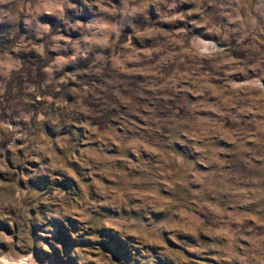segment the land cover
<instances>
[{"label": "rangeland", "instance_id": "1", "mask_svg": "<svg viewBox=\"0 0 264 264\" xmlns=\"http://www.w3.org/2000/svg\"><path fill=\"white\" fill-rule=\"evenodd\" d=\"M0 264H264V0H0Z\"/></svg>", "mask_w": 264, "mask_h": 264}]
</instances>
